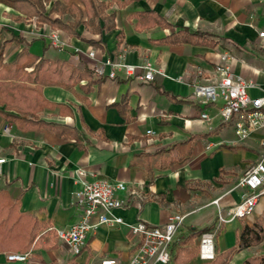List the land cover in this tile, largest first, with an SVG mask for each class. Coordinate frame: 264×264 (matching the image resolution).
<instances>
[{
	"label": "crops",
	"instance_id": "crops-1",
	"mask_svg": "<svg viewBox=\"0 0 264 264\" xmlns=\"http://www.w3.org/2000/svg\"><path fill=\"white\" fill-rule=\"evenodd\" d=\"M55 1L50 0L48 11ZM103 1L108 4L105 15H114V28L94 34L80 25L78 38L0 2V47L4 46L7 65L27 50L39 59L68 62L78 69L94 70L106 60L122 59L133 66L148 62L159 71L151 82H140L124 78L120 71L109 79L110 68L105 66L103 76L93 73L98 83L89 92L81 88L86 81L63 88L46 77L39 83L33 79L25 84L40 89L41 97L19 95L9 110L0 104V160H5L0 165V196L5 195L17 205L18 214L29 218L34 234L30 248L20 253L29 254V261L21 264L129 263L136 238L126 226L99 227L79 256H73L56 236L57 230L81 219L74 200L81 182L97 179L125 185L126 191L117 194L123 207L115 215L126 224L161 226L170 215L185 216L171 248L170 264H174L175 249L184 246L190 230L213 225L214 201L221 209L239 202L242 191L236 184L261 155L263 132L237 142L231 125L221 122L218 107L202 104L193 88L217 80L214 67L219 56L227 53L232 72L253 86L248 94L264 97V37L259 36L264 34V0ZM155 17L169 27L156 23ZM181 29L211 36L216 44L161 43ZM52 32L59 33L64 46L52 45ZM89 52H94V60L88 58ZM27 110L36 111L44 122L78 130L82 148L50 131H22L18 122L1 114L18 117ZM203 113L208 120L200 119ZM263 197L250 216L237 222L235 240L243 226L264 220ZM204 210L210 212L198 217ZM204 220L207 224L201 226ZM234 223L223 226L219 234ZM193 243L197 256L188 264L206 263L198 258L199 238ZM241 252L239 264L263 255L264 240ZM13 253L0 254V264H20L7 261Z\"/></svg>",
	"mask_w": 264,
	"mask_h": 264
},
{
	"label": "built area",
	"instance_id": "built-area-1",
	"mask_svg": "<svg viewBox=\"0 0 264 264\" xmlns=\"http://www.w3.org/2000/svg\"><path fill=\"white\" fill-rule=\"evenodd\" d=\"M264 37L263 33L259 34ZM51 43L55 47H62L58 32L50 35ZM88 58L94 60V52L88 53ZM230 55L223 53L214 67L217 80L211 84H199L193 88V95L204 105L218 107V116L222 123L232 127L237 142H245L252 135L264 133V97L252 98L248 90L253 86L235 75L229 65ZM103 67L110 68L107 78L115 79L117 72H122L126 79H136L140 82H151L159 71L151 64L139 66L126 64L121 60L114 62L106 60ZM103 67L94 69V73L104 75ZM201 120H208V115H200ZM8 131V130H6ZM147 134H152L147 132ZM261 155L259 159L240 177L236 187L242 191L237 204L221 209L218 201L214 229L204 233L199 238L198 258L202 262H211L215 258L214 238L223 226L233 220H240L250 216L259 199L264 195V137L260 140ZM5 160H0V165ZM126 191L122 183H111L104 179L93 182H81L74 194L76 205L81 210V219L70 228L57 230L56 236L66 246L73 256H79L87 246L88 239L101 226H126L136 238L135 250L128 264H170L172 262V244L177 232L182 227L185 216L170 215L165 224L150 226L143 222L126 224L115 211L123 207V201L117 197L118 193ZM95 221H92V220ZM29 254L13 253L7 256L10 263H27ZM101 264H117L114 260H105Z\"/></svg>",
	"mask_w": 264,
	"mask_h": 264
},
{
	"label": "trees",
	"instance_id": "trees-1",
	"mask_svg": "<svg viewBox=\"0 0 264 264\" xmlns=\"http://www.w3.org/2000/svg\"><path fill=\"white\" fill-rule=\"evenodd\" d=\"M71 0H58L52 5L48 11L47 5L50 0H0L10 7L25 14L29 19L36 18L41 24L50 26L53 30H60L70 37L78 38L76 29L83 25L85 29L90 30L94 34H100L103 31H109L114 28V15H105L108 4L103 0H76L79 4L70 3ZM53 15H57L54 17ZM63 16H69L72 22L63 20ZM155 22L165 24L160 18L155 17ZM100 21L104 22L100 26ZM94 45V42H88ZM161 43L171 45L191 44L202 46H215V41L211 36L204 35L200 32H189L181 29L172 32L168 37L161 40ZM4 46L0 47V79L4 80L0 84V104H6V109L14 108L16 98L23 96H40L41 92L38 88H30L25 84L30 80L39 83L44 77L52 80L58 86L63 88L71 87L86 81L81 88L85 92L90 91V87L97 84L98 81L93 78L94 70L86 67L82 69L75 68L68 62H51L39 59L33 56L27 50H23L12 64L4 63ZM28 69H33L28 72ZM23 81L21 84H15L14 81ZM13 95L12 99L10 95ZM47 104V103H46ZM50 107H55L47 104ZM118 106V105H117ZM42 108H37L36 111ZM36 111H25L20 116L14 117L1 113L7 120L18 122L22 131H50L63 139H72L77 146L82 148V135L73 127L47 123L37 118ZM0 254L2 253H25L31 246L34 234L32 233V225L24 215L17 213V205L8 200L5 195L0 196ZM214 229V225L201 230L191 229L186 237L184 246L175 249L174 264H188L197 256L196 247L193 243L194 239L200 238L204 233ZM219 234V233H218ZM217 234V236H218ZM264 240V220L257 222L255 225L243 226L234 247L223 252H215V258L211 262L204 264H229L232 257L245 249L256 247ZM241 264H264V254L245 259Z\"/></svg>",
	"mask_w": 264,
	"mask_h": 264
},
{
	"label": "rangeland",
	"instance_id": "rangeland-1",
	"mask_svg": "<svg viewBox=\"0 0 264 264\" xmlns=\"http://www.w3.org/2000/svg\"><path fill=\"white\" fill-rule=\"evenodd\" d=\"M260 203H264V197L261 199ZM210 211L209 210H204L198 213V217H202V216H206ZM195 218V216L193 217ZM193 218H190L188 221H186V223H189V221H191ZM237 222H239V220H236V223L232 224L231 226H226V229L222 232V234L220 233L219 235V240L218 242V248L220 249V253L225 252L229 249H231L232 247H234L235 245V226L237 224ZM207 223L206 221H202V225L201 226H205ZM216 239L217 236H215L214 238V249H216L215 247V243H216ZM216 252V250H215ZM70 256V255H69ZM244 257V253H236L229 264H239L242 261V258Z\"/></svg>",
	"mask_w": 264,
	"mask_h": 264
}]
</instances>
